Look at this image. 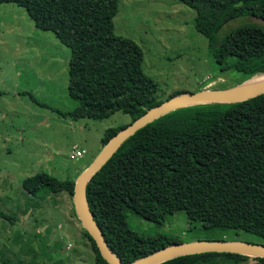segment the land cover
Wrapping results in <instances>:
<instances>
[{
    "label": "trees",
    "instance_id": "1",
    "mask_svg": "<svg viewBox=\"0 0 264 264\" xmlns=\"http://www.w3.org/2000/svg\"><path fill=\"white\" fill-rule=\"evenodd\" d=\"M176 1L194 12V30L206 39L208 54L221 70L238 73V84L264 75V29L246 21L264 19V0ZM7 3L23 8L36 29L50 32L69 50L66 92L77 106L63 116L104 119L121 112L131 122L161 103L156 83L141 70L138 45L113 34L117 0H0ZM235 19L243 23L219 36L221 26ZM123 127L105 130L101 147ZM22 187L42 200L61 191L71 196L73 181L36 173L23 179ZM84 195L103 241L121 263L180 243L136 234L124 209L156 224L182 211L208 234L205 240H221L224 231H233L238 239L247 234L264 241V93L240 102L180 107L157 117L92 174ZM86 236L94 264H106ZM215 259L264 264V258L229 253L188 254L159 264H215Z\"/></svg>",
    "mask_w": 264,
    "mask_h": 264
},
{
    "label": "rangeland",
    "instance_id": "2",
    "mask_svg": "<svg viewBox=\"0 0 264 264\" xmlns=\"http://www.w3.org/2000/svg\"><path fill=\"white\" fill-rule=\"evenodd\" d=\"M193 17L176 0H117L113 34L138 45L141 70L156 83L161 102L176 93L229 89L242 80L232 70H221L208 54ZM242 23L232 20L218 35ZM68 58V48L50 32L36 29L23 8L0 4V264H94L72 196L61 191L39 200L22 187L23 179L36 173L74 182L101 148L104 131L130 123L121 112L104 119L63 116L77 106L66 92ZM76 150L83 151L80 158ZM124 214L129 229L145 238L181 243L208 235L182 211L159 224L129 209ZM232 233L214 236L264 245L251 235L238 239ZM215 264L232 263L215 259Z\"/></svg>",
    "mask_w": 264,
    "mask_h": 264
},
{
    "label": "water",
    "instance_id": "3",
    "mask_svg": "<svg viewBox=\"0 0 264 264\" xmlns=\"http://www.w3.org/2000/svg\"><path fill=\"white\" fill-rule=\"evenodd\" d=\"M247 22L259 25L264 29V19L256 16L246 18ZM261 76V75H260ZM252 79V78H250ZM248 79V80H250ZM224 90H202L197 93H182L174 95L158 105L148 109L143 114L132 120L129 124L117 131L100 148L90 163L78 174L73 182L72 203L75 215L93 241L94 246L106 264H159L169 259L200 253H229L252 258H264V245L244 241H218V240H195L181 243H173L165 246L149 255L136 259L129 263H121L107 248L88 209L84 187L89 178L95 173L117 150V148L137 129L151 122L157 117L174 109L202 103H233L255 97L264 93V84L252 89H240L243 83Z\"/></svg>",
    "mask_w": 264,
    "mask_h": 264
},
{
    "label": "bare ground",
    "instance_id": "4",
    "mask_svg": "<svg viewBox=\"0 0 264 264\" xmlns=\"http://www.w3.org/2000/svg\"><path fill=\"white\" fill-rule=\"evenodd\" d=\"M264 84V75L256 76L239 86L240 89H252Z\"/></svg>",
    "mask_w": 264,
    "mask_h": 264
},
{
    "label": "built area",
    "instance_id": "5",
    "mask_svg": "<svg viewBox=\"0 0 264 264\" xmlns=\"http://www.w3.org/2000/svg\"><path fill=\"white\" fill-rule=\"evenodd\" d=\"M74 155H75V157L80 158L83 155V151L76 150L75 153H74Z\"/></svg>",
    "mask_w": 264,
    "mask_h": 264
},
{
    "label": "crops",
    "instance_id": "6",
    "mask_svg": "<svg viewBox=\"0 0 264 264\" xmlns=\"http://www.w3.org/2000/svg\"><path fill=\"white\" fill-rule=\"evenodd\" d=\"M99 150H100V149H99ZM99 150H98V151H99ZM92 159H93V157L91 158V160H92ZM89 163H90V162H89ZM85 167H86V166H84L82 169H84ZM82 169H81V170H82Z\"/></svg>",
    "mask_w": 264,
    "mask_h": 264
}]
</instances>
